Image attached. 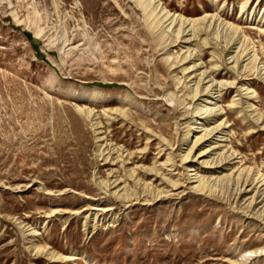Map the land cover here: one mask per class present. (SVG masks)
I'll use <instances>...</instances> for the list:
<instances>
[{
	"label": "rangeland",
	"instance_id": "1",
	"mask_svg": "<svg viewBox=\"0 0 264 264\" xmlns=\"http://www.w3.org/2000/svg\"><path fill=\"white\" fill-rule=\"evenodd\" d=\"M159 2L207 17L194 41L135 0H0V264H264V200L247 204L264 187V0ZM202 72L223 113L194 130L228 132L199 157Z\"/></svg>",
	"mask_w": 264,
	"mask_h": 264
},
{
	"label": "bare ground",
	"instance_id": "2",
	"mask_svg": "<svg viewBox=\"0 0 264 264\" xmlns=\"http://www.w3.org/2000/svg\"><path fill=\"white\" fill-rule=\"evenodd\" d=\"M135 1L144 10H146L147 8H151V11L153 13L156 12V10H158L160 19L157 20V22L155 23L156 25H157L158 21L159 22H161V21L167 22L168 21L167 26L169 27V29H171L172 26H173V28L177 26V29L175 31L174 41H179V40L180 41H182V40L188 41L189 39H191V41H194V37H195L194 30H196V29H194V27H195L197 20H202V22H204L207 18L206 16H203L199 19H189V18H186V17H184L180 14H177L175 12L170 14V11L166 10V8L160 4L159 0H135ZM243 7H244V5L241 6V8H243ZM209 27H210V24L207 26L206 30H208ZM228 27L232 28V26H230V25H228ZM189 32H191V34H190V37L187 38L186 36L188 35ZM230 44H231V40L229 39L227 42V45H226V51H228L227 54H229V49L232 48V46ZM241 44H243V42ZM201 51H202V49H201ZM197 53H198V51H196V49L188 50L187 55L185 56L184 59H186L187 57H190V56H196ZM198 55H200V54H198ZM230 58H232V56L229 57V59ZM238 59L239 58H236L235 63L237 62ZM247 59H249V57ZM228 60L224 58V62L226 64L230 63V62H227ZM233 61L234 60H232L231 62H233ZM235 63L230 67L231 69H235V66H234ZM197 64L198 63H193L192 66H196ZM218 69L219 68L217 67L214 70H218ZM227 70H229V69H227ZM204 73L205 72H202L199 75V79H198L196 88L194 89V91H195L194 96H196L201 91L199 88V85H198L199 81L203 82L204 85H206L205 90H203V93L205 96L202 97L203 99H201V101H203V102L201 104H197V107L195 110V116L197 117V120H199V122L197 124H200V126L193 125L194 126L193 131H195V132L201 131V133H200V135L195 136V140L193 142V145H196V144L201 145V144H205L207 142L208 144H210V146L207 149L203 148L198 153L199 157L207 155L208 153L213 152V150H215V149H220L223 144H225L224 146H226L227 143H225V141H227V140H226V138H224V135H226L225 133L228 132V130L226 129L228 125H225L227 122L223 121V120L214 123L210 127V129H204L203 132H202V130H194L197 127L201 128L205 122L211 120L210 117H212V119H213L214 117H216V115H220L223 113L222 107L218 104V101H219V98L221 96L220 92L222 91V89H224V87L221 86V87L217 88V91H216L217 95L214 96L213 95L215 92L214 90L216 89V86H217L216 81L214 80V76L210 75L209 73L204 75ZM219 84H222V82H219ZM223 85H228L229 88L233 87L232 85H229V84H223ZM226 89H228V88H226ZM213 100H215V101L213 102ZM207 104H213L214 106L209 107V105H207ZM200 106H202V107H200ZM233 107H235V106H233ZM228 112L229 111L226 110L225 113H228ZM233 157H234V152H230L227 155L224 154L223 156L219 157L218 160L210 162V164H206V163H209L206 160H201L200 162H197V165L199 166L198 169L202 170V168H204V169H206V171L214 172V173L217 170L223 171V170L227 169V166H229V163L231 162L230 160L233 159ZM184 159H187V156H185ZM108 164H109V162H108ZM200 166H201V168H200ZM191 175H193V176L188 177L187 180H189V181L191 180V181L196 182V183L198 182L191 189L200 188V186L202 185V183H201L202 178L198 174V171H196L195 173H192ZM216 179H219V177L214 178V180H216ZM220 179L225 180V179H227V176H225V177L222 176ZM243 180H244V177L242 178L243 185L240 186L239 191H238L241 194L240 201H243L244 199L246 200V198H244V196L246 194L250 193L253 190V188H255V185L253 187L247 188V186H245V183L247 182V178L245 179V182H243ZM114 182H117L116 186H118L120 183V180L118 178H116ZM253 182H254V180H253ZM260 182H262V184H264V177L261 179ZM227 183H228V185L230 184V179H228ZM256 187L257 188H255L252 200L247 203L249 206L251 204L257 205L264 200V187L263 188H262V186L261 187L256 186ZM247 204H246V207H247ZM263 205H264V203H263ZM263 205L261 207H263ZM253 207H255V206H253ZM106 210H108V209H106Z\"/></svg>",
	"mask_w": 264,
	"mask_h": 264
}]
</instances>
